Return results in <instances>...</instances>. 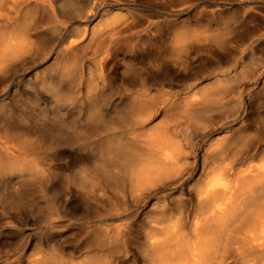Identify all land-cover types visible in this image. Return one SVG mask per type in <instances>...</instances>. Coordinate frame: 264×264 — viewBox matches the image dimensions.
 <instances>
[{
	"label": "rangeland",
	"instance_id": "374dc122",
	"mask_svg": "<svg viewBox=\"0 0 264 264\" xmlns=\"http://www.w3.org/2000/svg\"><path fill=\"white\" fill-rule=\"evenodd\" d=\"M15 5L17 52L0 71V264H155L173 220L185 214L194 239L198 186L221 182L213 208L227 212L264 176V0ZM161 133L185 156L134 193L125 162L159 149Z\"/></svg>",
	"mask_w": 264,
	"mask_h": 264
},
{
	"label": "bare ground",
	"instance_id": "6f19581e",
	"mask_svg": "<svg viewBox=\"0 0 264 264\" xmlns=\"http://www.w3.org/2000/svg\"><path fill=\"white\" fill-rule=\"evenodd\" d=\"M15 4L16 0H0V71L3 70L5 65L12 62L17 52V37L12 22L13 12L16 8ZM168 74H170V69L167 72ZM159 76H161L159 73H151V78L154 80H158ZM145 86V84H142L139 87L143 90L140 93L143 96H148L150 90ZM147 114L150 115L148 112ZM48 129L58 135L62 133L63 128L51 126ZM151 134L153 133L151 132ZM165 136H162V133L157 137L155 136L156 138L151 141L154 143L153 147L157 145L159 149L151 150L152 153L146 157H140L142 160L139 162H135L131 157L126 160V165H124L127 168L134 193L143 191L155 177L168 176L171 170L170 166L176 165L185 156L180 150L171 147L173 145L168 142L169 139L167 140ZM150 145L153 144L150 143ZM205 182L204 186H198L197 188V198L201 207L196 215L197 219L193 221L194 239L191 240L180 232L183 225L181 220L185 214L177 220H173V233H170V238L163 241L167 243L172 239L175 242L174 247L163 250L155 264H231L236 260L237 255L236 262L240 264H264V176L254 180L249 185L247 184L248 187L242 189L237 204L233 205V209H229L227 212L218 209L216 211L213 208L215 207V199H218V196H214L212 191L221 186L222 183L217 182L216 184L213 179Z\"/></svg>",
	"mask_w": 264,
	"mask_h": 264
}]
</instances>
